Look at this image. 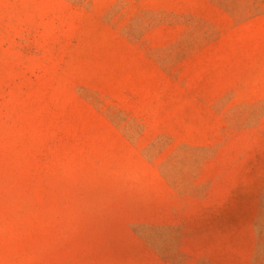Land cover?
<instances>
[{
  "label": "rangeland",
  "instance_id": "1",
  "mask_svg": "<svg viewBox=\"0 0 264 264\" xmlns=\"http://www.w3.org/2000/svg\"><path fill=\"white\" fill-rule=\"evenodd\" d=\"M0 264H264V0H0Z\"/></svg>",
  "mask_w": 264,
  "mask_h": 264
}]
</instances>
